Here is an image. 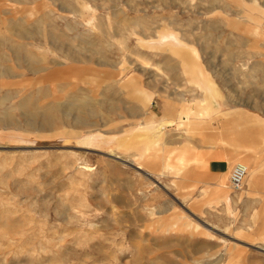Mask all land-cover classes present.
<instances>
[{"label":"rangeland","instance_id":"obj_1","mask_svg":"<svg viewBox=\"0 0 264 264\" xmlns=\"http://www.w3.org/2000/svg\"><path fill=\"white\" fill-rule=\"evenodd\" d=\"M0 264H264V0H0Z\"/></svg>","mask_w":264,"mask_h":264},{"label":"crops","instance_id":"obj_2","mask_svg":"<svg viewBox=\"0 0 264 264\" xmlns=\"http://www.w3.org/2000/svg\"><path fill=\"white\" fill-rule=\"evenodd\" d=\"M202 75L203 77H204V75H203V73L200 71V69L198 68V75ZM200 75V76H201ZM205 78V77H204ZM194 112H203V111H205V108H202V109H197V110H193ZM161 122H165L166 124V126L167 125H170L171 123H172V121L171 122H169V121H166V120H162ZM165 125H162V126H165ZM162 126L160 127V128H162ZM184 126V125H183ZM233 152H234V154H236V155H242L243 156V158H244V163L246 164L245 165V167L247 168V172H248V174H246V176H245V181H247V184H248V187L250 188L251 187V189L253 188V189H255L256 187H257V185H258V175H257V170H256V168H254V167H252L250 164L252 163V160H251V156L247 153V152H243V151H241V150H238V149H234L233 150ZM223 158V155H222V152L220 151L219 152V155H218V159L217 160H220V159H222ZM254 164V163H253ZM216 173H218V171L216 170ZM221 181V180H220ZM220 181H218L217 182V184H216V186L218 187V188H223V187H225V185L224 184H221L220 183ZM236 248H235V246H231V247H229L228 249H227V251L228 252H230V251H234Z\"/></svg>","mask_w":264,"mask_h":264},{"label":"built area","instance_id":"obj_3","mask_svg":"<svg viewBox=\"0 0 264 264\" xmlns=\"http://www.w3.org/2000/svg\"><path fill=\"white\" fill-rule=\"evenodd\" d=\"M246 174V167L242 164H236L232 167L229 175V185L233 189H238L243 182Z\"/></svg>","mask_w":264,"mask_h":264},{"label":"bare ground","instance_id":"obj_4","mask_svg":"<svg viewBox=\"0 0 264 264\" xmlns=\"http://www.w3.org/2000/svg\"><path fill=\"white\" fill-rule=\"evenodd\" d=\"M159 39V38H158ZM201 75V74H200ZM202 79H204L202 76H200ZM77 106V105H76ZM194 112V111H193ZM204 111L203 112H194V114H195V116L196 117H202L203 115H204ZM169 122H171V121H169ZM166 123L165 122H162V125H165ZM177 124V123H176ZM162 125H160V127L162 126ZM182 124L181 123H178L177 124V126L179 127V126H181ZM146 129H153V128H151V125H149V126H147V127H145ZM113 139H107V138H104V137H102L101 136V134H98V135H96V136H94L93 138H92V141H94V142H100V143H102V144H104V145H106V144H109L111 141H112ZM108 147H111V146H108ZM136 155H138V156H142L143 155V153H141V152H137L136 153ZM140 165V164H139ZM246 174H248V172H247V168H246ZM246 174H245V176H246ZM244 179H245V177H244ZM244 179H243V181H244ZM220 183L221 184H223V181L221 180L220 181ZM243 183V182H242ZM232 251H230V252H228V254H230ZM231 255V254H230Z\"/></svg>","mask_w":264,"mask_h":264}]
</instances>
